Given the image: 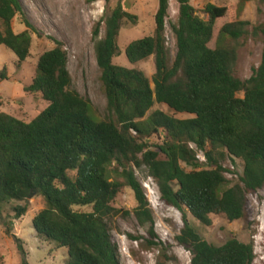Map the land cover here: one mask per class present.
Listing matches in <instances>:
<instances>
[{
    "label": "trees",
    "instance_id": "obj_1",
    "mask_svg": "<svg viewBox=\"0 0 264 264\" xmlns=\"http://www.w3.org/2000/svg\"><path fill=\"white\" fill-rule=\"evenodd\" d=\"M249 1L254 0H239V13ZM177 2L174 57L166 38L170 0H159L154 33L126 48L131 64L154 58L151 79L142 70L114 63L120 55L122 21L136 23L137 16L118 6L102 20L105 35L96 44V60L107 98L105 116L72 88L68 52L54 38L55 47L39 57L35 76L24 87L26 93L41 94L48 106L30 122L0 111V216L10 202L40 194L44 207L33 226L40 239L67 249L66 264H120L112 231L118 216L130 211L113 203L125 185L137 202V220L148 224L149 234L156 237L135 168H147L165 204L190 212L206 226L212 224L211 215H224L230 222L243 218L247 193L264 186V48L251 77L240 79L235 67L240 40L250 33L249 21L222 25L212 48L216 21L227 7L208 3L201 16L192 0ZM18 14L26 25L20 33L13 28ZM258 32L264 35V25L253 28L252 34ZM33 33L39 34L24 16L21 1L0 0V46L16 55L18 67L30 56ZM0 77H5L4 70ZM156 103L190 117L149 113ZM154 136L160 143H150ZM199 151L209 168H201ZM227 157L243 163L236 181L226 176ZM86 207L91 210L81 209ZM12 208L20 217L28 206ZM176 238L190 251L191 264H253L255 259L251 243L235 236L221 245L209 243L186 218ZM18 248L23 254L20 264H30L22 245Z\"/></svg>",
    "mask_w": 264,
    "mask_h": 264
},
{
    "label": "rangeland",
    "instance_id": "obj_2",
    "mask_svg": "<svg viewBox=\"0 0 264 264\" xmlns=\"http://www.w3.org/2000/svg\"><path fill=\"white\" fill-rule=\"evenodd\" d=\"M24 16L36 27L39 34L32 35L30 56L20 67L18 58L5 46H0V111L12 114L19 119L30 122L47 106L48 102L41 94L26 93L24 87L30 85L36 71L39 57L47 50L55 47L52 38L61 41L68 52V70L72 77V88L83 97L88 98L98 114H107V98L102 82V73L96 60V44L105 35L102 20L112 10L121 6L124 10L137 16L136 23L128 19L122 21L118 36L120 55L114 63L128 68L142 70L150 79L155 72L154 58L131 64L126 57L127 46L136 39L152 35L155 30V14L159 0H20ZM192 5L203 16L208 3L226 6L225 16L216 21L215 33L209 46H215L217 33L222 25L235 20L249 21V34L240 40L235 75L242 80L251 77L261 62L264 48V35L252 34L254 27L264 25V1L254 0L245 4L242 12H238L239 0H192ZM179 13L177 0H170L169 15L166 20L167 45L174 57L177 52L176 39L172 24L176 23ZM100 24L99 36L94 30ZM15 32L26 30L23 16L13 19ZM161 110L177 118H188L189 114L175 113L168 106L156 103L149 113ZM152 145L160 143L154 136ZM192 147L196 148L192 143ZM198 158L206 165L202 151ZM228 169L226 176L233 181L243 173V163L239 159L232 161L230 157L223 162ZM187 171L192 167L182 163ZM136 176L145 189L150 209L155 222V238L149 234V225H141L134 214L137 202L132 190L123 186L114 206L128 210L126 217L118 216L117 227L112 231V239L118 246L120 264H191L190 251L177 241L184 226L185 218L195 230L209 243L221 245L235 236L240 241L251 243L254 247L253 264H264V186L254 192L247 193V204L244 217L230 222L224 215H211L212 224L206 226L196 220L188 211H180L168 206L160 198L155 180L148 175L147 168H135ZM119 181L124 182L122 177ZM27 205V212L17 217L15 205ZM44 207V199L35 193L26 201H12L5 205L0 216V264H20L23 254L18 245H22L30 264H66L68 252L66 248L57 249L53 242L40 239L33 226L34 216ZM90 211L91 208H81ZM8 229L11 231L9 232ZM153 241L155 244H151Z\"/></svg>",
    "mask_w": 264,
    "mask_h": 264
},
{
    "label": "water",
    "instance_id": "obj_3",
    "mask_svg": "<svg viewBox=\"0 0 264 264\" xmlns=\"http://www.w3.org/2000/svg\"><path fill=\"white\" fill-rule=\"evenodd\" d=\"M35 194V192H32L28 198H31L33 195Z\"/></svg>",
    "mask_w": 264,
    "mask_h": 264
}]
</instances>
